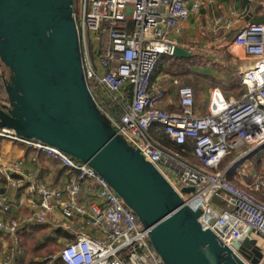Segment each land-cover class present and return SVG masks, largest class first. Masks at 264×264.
Here are the masks:
<instances>
[{
	"label": "built area",
	"instance_id": "2783aa9c",
	"mask_svg": "<svg viewBox=\"0 0 264 264\" xmlns=\"http://www.w3.org/2000/svg\"><path fill=\"white\" fill-rule=\"evenodd\" d=\"M214 1L81 0L77 23L85 74L117 133L162 172L192 210L202 212L200 222L229 246L252 237L264 254V203L228 178L235 164L264 146V24L245 25L231 42L253 61L241 73V98L227 97L215 88L208 112L201 115L195 110L193 89L173 79L179 110L169 111L164 107L168 93L153 80L162 59L173 56L178 46L172 34ZM241 18L231 12L209 22L206 29L215 35L233 30ZM157 125L176 145L189 142L198 163L161 149L150 134ZM0 136L52 156L70 171L62 188L38 182L26 189L31 210L26 216H14V205L0 196V264H20L26 254L23 232L47 224L66 233V245L53 257L64 264H164L149 231L94 169L56 148L6 131ZM240 151L237 162L220 169L228 155ZM20 170L19 162H0V182L6 181L7 192L24 185L16 178ZM185 188L195 191L183 194ZM263 189L264 179L252 186Z\"/></svg>",
	"mask_w": 264,
	"mask_h": 264
},
{
	"label": "water",
	"instance_id": "95a60500",
	"mask_svg": "<svg viewBox=\"0 0 264 264\" xmlns=\"http://www.w3.org/2000/svg\"><path fill=\"white\" fill-rule=\"evenodd\" d=\"M75 2L0 0V61L10 73L3 77L8 104L0 103V132L56 148L94 169L149 231L164 264H264L256 239L222 242L200 222L202 212L117 133L87 82ZM173 56L192 53L176 46Z\"/></svg>",
	"mask_w": 264,
	"mask_h": 264
},
{
	"label": "crops",
	"instance_id": "0c3cea01",
	"mask_svg": "<svg viewBox=\"0 0 264 264\" xmlns=\"http://www.w3.org/2000/svg\"><path fill=\"white\" fill-rule=\"evenodd\" d=\"M231 12H236L242 16L239 25L233 30L224 31L215 35L206 29L209 22L221 16L226 18ZM249 23L264 24V0H215L213 3H207L204 5L198 14H192L190 19L182 24L180 32L172 34V38L178 43V47L187 51L190 50L192 56L197 55V53L193 52V50L199 48V46H203L205 44L204 40L212 41L205 44L208 49L209 46L213 47L214 44L219 47L226 46L230 47L229 49H232L233 47L230 45L233 41L235 33ZM191 46H195L196 48ZM235 48L240 50L243 57L238 56L237 58L239 60H237V58H233L231 64L234 65L236 70L242 73L253 64V61L252 59L246 57L245 52L242 49L237 48L236 46ZM209 59L211 60V58ZM238 61L242 62V65L239 64V67H237V64L240 63ZM193 70L200 71V67L195 66L193 67ZM207 73L210 74V76H208L210 79L219 75L215 71ZM163 74L164 73H160L156 76L154 75L153 80L169 95V99L164 104V107L169 111H178L179 107L174 105V103L177 102L178 97L171 86L173 78ZM219 76L220 81H218V83H220L221 80H224L223 76ZM203 77L204 78L202 80L207 81L208 78L205 76ZM213 83V81L210 82L209 85H205L199 93H195V110L198 114L203 115L208 112V103L210 101L211 92L216 87L219 88V86L212 88L211 85ZM235 97L241 98L242 96ZM260 151L261 150L256 153H260ZM242 153L243 152L240 151L233 156V161L230 163V166L239 160ZM252 156L253 155H250L243 159V161L239 164H235V168L229 174L228 178L234 185L247 190L249 193L254 195L256 199L264 203V189L260 191L252 190L254 183H256L259 179H264V164L260 162V159L256 160ZM189 161L194 164L198 163L194 157ZM0 162L3 164L19 162L21 164L20 174L16 178L20 182H23L24 185L20 187L19 190L16 192L9 190L7 192L6 181L3 180L0 182V196L14 205V216H26L30 213L31 210L28 205L30 196L26 192V189L29 186L34 183L44 182L51 187L62 188L68 182L70 177V171L57 159L44 152L30 148L23 143L10 140L9 138H5L3 136H0ZM227 167H229V164L226 165V168ZM92 190V188H88V191ZM56 217L59 220L62 218L60 214H56ZM45 226H49L51 231H56L57 229L53 224H47Z\"/></svg>",
	"mask_w": 264,
	"mask_h": 264
},
{
	"label": "trees",
	"instance_id": "16d2710c",
	"mask_svg": "<svg viewBox=\"0 0 264 264\" xmlns=\"http://www.w3.org/2000/svg\"><path fill=\"white\" fill-rule=\"evenodd\" d=\"M79 0H76V2H78ZM75 13H76V18L77 21L78 20V9L75 8ZM197 56V55H196ZM195 60V56H191L189 58H177V57H165L162 59V61L160 62L156 72H155V76L159 73H169L168 70H166V68H164L165 63L166 62H174L173 64H170L171 69H174V67L180 69L181 71H178L176 73H179L180 75H182V73H184L185 75H191L189 80H193L194 78H196L197 82V88H194L195 92L200 91L205 85H202V79L204 78L203 76L207 77V75H205L204 73H199V71L193 70V67L197 66L198 64H195L194 62ZM177 62H184L187 64H190L191 62H193L192 64V68L187 69V70H183V67L180 65H176L175 63ZM201 67V66H198ZM238 72V70H236V68H233V70H231V72ZM174 73V72H173ZM210 79V78H208ZM240 79H241V73L239 72V78L237 79V82L232 83L233 78L230 81H225V80H221L220 83L216 82L213 80L214 83L220 85L219 88L221 89V91L227 96L229 97L230 95H234L237 97H241L244 94V86L241 85L240 83ZM230 83V84H229ZM227 84H229V88L228 89L226 86ZM90 85L93 86L92 82H90ZM217 88V87H216ZM6 92V90H5ZM195 95V93H194ZM154 129H152L150 131H153ZM157 137L154 139L155 143L163 150L165 151H169V152H173V153H178L179 155H181L182 157H184L187 160H190L193 158L192 154H191V145L189 142H187V144L183 145V146H179L176 145L175 143L169 141L166 136H164L163 132H157ZM237 153H233L231 155H228L222 162L220 169L224 170L226 169V165L229 164L233 161V156H235ZM218 204H223L221 201L217 202ZM56 235H58V237L60 235L62 236H66V233L62 230V229H56V231H51L49 226H35L32 229L26 230L23 232V234L21 235L23 238V247H25L26 250V254L24 256V258L21 260L22 264H64L61 260L57 259H53L54 255L56 253H58L60 251V249L57 251L58 244H57V238L55 237Z\"/></svg>",
	"mask_w": 264,
	"mask_h": 264
},
{
	"label": "rangeland",
	"instance_id": "374dc122",
	"mask_svg": "<svg viewBox=\"0 0 264 264\" xmlns=\"http://www.w3.org/2000/svg\"><path fill=\"white\" fill-rule=\"evenodd\" d=\"M75 7L78 9V19H80V16H81V0H79L78 2H75ZM204 42H205V44H207V43H210L212 41L204 40ZM205 44L203 46L198 45L199 48H196L195 46H191V47H194L196 49L190 48V49H194L193 52L197 53V56H195L194 62H195V64H198L197 67L201 66L199 73H201V74L205 73V75L210 76V74H208L207 72L215 71L219 75L223 76V79L225 81L228 82L233 78L232 83L237 82V79L239 78V71L238 72H236V71L231 72V70H233V68H234V65L231 64V61L233 58L236 59L238 56L243 57V54L240 52V50L236 49L235 47H233L232 49H229L230 47H226V46L219 47L216 44H214L213 47L209 46V49H208V47H206ZM206 58H208V59H206ZM209 58H211V60ZM212 60H215V61H212ZM237 60H239V59L237 58ZM240 61H238V62H240ZM173 63L174 62H166L165 63L164 68H166V70H168L169 73L163 74V75H168V76L172 77L173 79H178L182 86L191 87L193 89L194 93H199L200 91L195 92V90H194V88H197L196 78H194L193 80H191V79L189 80L191 75H187V74L185 75L184 73H182V75H180L179 73H176V72L181 71V70L176 68V67H174V69H171L170 64H173ZM241 63L242 62L238 63L237 67H239V64L242 65ZM175 64L182 66L183 70H187V69L191 70L193 62H191L190 64H187L184 62H177ZM9 75H10L9 70L0 61V103L5 104V105L8 104L7 103L8 97H7V94L5 92L3 77H5V79L8 80ZM219 75L214 77V78L212 77L213 79H207V81L202 80V85L204 84L207 86L213 80L216 82L220 81ZM229 84H227V86H226L228 89H230ZM215 86H220V85H218L216 83H213L211 85L212 88ZM157 132H162V127L159 125L155 126L154 130L151 132V137L153 139H155L157 137V134H158ZM260 150H261L260 153H255V154H253L252 157L255 158L256 160L260 159V162L262 164H264V149H260ZM241 189H243V188H241ZM55 237L57 238L58 246H60L57 249V251H58L60 248H63L66 245V242L64 241V239H66V238L63 237L62 235H60L59 237H58V235H56ZM20 264H22L21 261H20Z\"/></svg>",
	"mask_w": 264,
	"mask_h": 264
},
{
	"label": "bare ground",
	"instance_id": "6f19581e",
	"mask_svg": "<svg viewBox=\"0 0 264 264\" xmlns=\"http://www.w3.org/2000/svg\"><path fill=\"white\" fill-rule=\"evenodd\" d=\"M231 47H235L234 45H230Z\"/></svg>",
	"mask_w": 264,
	"mask_h": 264
}]
</instances>
